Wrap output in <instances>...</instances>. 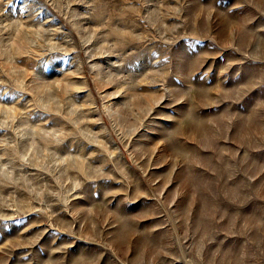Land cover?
Segmentation results:
<instances>
[{
  "label": "rangeland",
  "instance_id": "rangeland-1",
  "mask_svg": "<svg viewBox=\"0 0 264 264\" xmlns=\"http://www.w3.org/2000/svg\"><path fill=\"white\" fill-rule=\"evenodd\" d=\"M0 264H264V0H0Z\"/></svg>",
  "mask_w": 264,
  "mask_h": 264
}]
</instances>
